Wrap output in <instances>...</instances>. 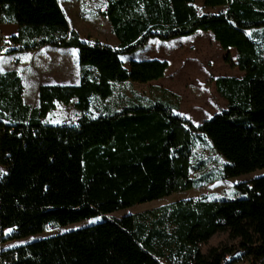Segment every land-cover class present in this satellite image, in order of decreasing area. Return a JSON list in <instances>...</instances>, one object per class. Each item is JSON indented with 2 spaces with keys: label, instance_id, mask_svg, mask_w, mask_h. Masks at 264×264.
Wrapping results in <instances>:
<instances>
[{
  "label": "trees",
  "instance_id": "1",
  "mask_svg": "<svg viewBox=\"0 0 264 264\" xmlns=\"http://www.w3.org/2000/svg\"><path fill=\"white\" fill-rule=\"evenodd\" d=\"M217 13H198L194 0H107L104 16L118 47L79 38L58 0H0V13L19 26L0 53L43 46L75 48L76 84H40L37 104L23 101L16 70L0 72V244L41 233L49 224L99 221L0 250V264H264V175L234 185L238 196L181 199L145 214H108L264 168V55L247 30L264 27V0H201ZM211 32L234 48L241 77L214 80L226 110L199 124L157 101L127 99L90 117L94 97L113 84H144L164 75L165 60H130L152 38L167 41ZM57 103L80 112L72 124H49ZM205 137L225 160L218 174L192 162ZM194 172V174H191ZM11 229L9 235L3 231ZM217 241L213 243V239ZM230 263V264H231Z\"/></svg>",
  "mask_w": 264,
  "mask_h": 264
},
{
  "label": "rangeland",
  "instance_id": "2",
  "mask_svg": "<svg viewBox=\"0 0 264 264\" xmlns=\"http://www.w3.org/2000/svg\"><path fill=\"white\" fill-rule=\"evenodd\" d=\"M69 27L79 38L89 43L98 41L111 47H118L111 25L104 16L107 0H58ZM198 13H217L225 10V6L205 7L201 0L193 3ZM246 33L254 40L258 49L264 55V27L247 30ZM17 35V33L15 34ZM0 41L8 47L13 45L7 38ZM149 56L157 57L168 63L166 78L159 82L144 84L122 82L113 84V95L106 99L94 97L88 111L90 117H97L116 110L124 105L127 99H133L142 104L163 101L173 107L172 112L198 124L205 119L220 113L227 108V101L216 91L214 80L217 77H241L242 72L237 67L226 63L224 56L234 63L236 50H223L214 40L211 32L198 31L193 35L161 41L152 38L141 50L131 54L121 55L124 66L128 67L130 59ZM16 70L21 78L22 97L26 104L32 107L37 104V88L40 84H76L79 79V65L75 48L45 46L39 50L18 52L16 54L0 53V72ZM80 116V112L71 105L57 103L55 109L46 118L49 124H72ZM192 162L200 163L201 169L218 174L225 160L213 149L210 142L202 137L196 140L192 149ZM5 169L0 166V177ZM191 174H194L192 172ZM264 175V168L239 176L218 179L202 184L198 188L176 192L170 196L156 199L143 204L114 211L107 216L120 218L127 214H145L146 220L152 218L150 212L167 206L181 199H195L205 196L209 200H220L238 196L234 185L246 183L252 178ZM99 221V218L59 226L47 225L41 233L21 239L10 240L0 244V250L23 245L33 240L55 235L71 229H76ZM11 229H5L7 236ZM217 241L213 239V243ZM160 264H168L166 256L157 258ZM225 259L223 264H230ZM232 264V263H231ZM233 264H251L246 259H239Z\"/></svg>",
  "mask_w": 264,
  "mask_h": 264
},
{
  "label": "crops",
  "instance_id": "3",
  "mask_svg": "<svg viewBox=\"0 0 264 264\" xmlns=\"http://www.w3.org/2000/svg\"><path fill=\"white\" fill-rule=\"evenodd\" d=\"M59 3V2H58ZM60 5V4H59ZM61 7V6H60ZM62 9V8H61ZM63 11V10H62ZM64 13V12H63ZM65 15V14H64ZM66 17V16H65ZM67 19V18H66ZM68 21V20H67ZM18 31H19V26L15 23V22H13V21H11V20H7L6 18H4L3 16H2V18H1V13H0V37H3L2 39H5V38H7V37H10V36H13V35H15L16 33H18ZM179 38V40L182 38L183 39V37H178ZM1 41H4V40H1ZM1 41H0V45H2L1 44ZM10 48H15L16 46L15 45H11V46H9ZM43 47H45V46H43ZM43 47H41V48H43ZM41 48H39V49H41ZM113 48H116V47H113ZM38 49V50H39ZM145 54H147L145 57H138L139 59H136L137 61H141V60H152V59H156V60H161V59H159V58H157V57H153V56H149V55H151V53H148V52H146ZM130 60H135V59H130ZM129 60V61H130ZM125 67V66H124ZM168 67L169 66H167V68H166V70H165V72H164V75L162 76V77H160V78H158V79H156V80H151V81H149V82H153V83H155V82H159V81H161V80H164L165 78H166V73H167V71H168ZM128 68V67H127ZM11 70V69H10ZM7 71V70H6ZM19 75V74H18ZM199 124V123H198Z\"/></svg>",
  "mask_w": 264,
  "mask_h": 264
}]
</instances>
